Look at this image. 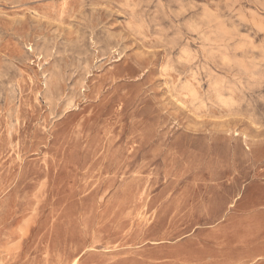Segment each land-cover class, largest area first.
<instances>
[{"label":"rangeland","instance_id":"374dc122","mask_svg":"<svg viewBox=\"0 0 264 264\" xmlns=\"http://www.w3.org/2000/svg\"><path fill=\"white\" fill-rule=\"evenodd\" d=\"M37 1L0 0V264H264V0Z\"/></svg>","mask_w":264,"mask_h":264},{"label":"bare ground","instance_id":"6f19581e","mask_svg":"<svg viewBox=\"0 0 264 264\" xmlns=\"http://www.w3.org/2000/svg\"><path fill=\"white\" fill-rule=\"evenodd\" d=\"M37 1V0H36ZM39 1V0H38ZM37 1V2H38ZM49 1H51V0H49ZM64 1V0H63ZM44 2V1H43ZM19 9V8H18ZM31 10V9H30ZM25 11V10H24ZM23 11V12H24ZM35 12V11H34ZM59 16V15H58ZM135 24V23H134ZM139 31V30H138ZM43 53V52H42ZM188 72H189V75L192 77V79L194 80V83L192 84V83H190V82H188V84H189V93L191 94V96H193V97H195V96H197L198 95V93H199V89H200V87H201V85H202V82L204 81V78H202V77H199V76H197L196 74L197 73H195L194 71H193V69H192V67L190 66L188 69ZM167 86V85H166ZM189 114V113H188ZM191 116V115H190ZM208 124V123H207ZM206 124V125H207ZM213 126V125H212ZM213 128V127H212ZM237 134H234V136H236ZM256 152H258L259 154H261V155H263L264 154V146L263 145H259L258 147H257V150H256ZM162 176V175H161ZM163 179V178H162ZM253 192H256V193H253ZM251 200L252 199V201L253 202H256V201H258V202H260L261 200H264V188L262 187V188H256V187H254V190L252 191V195L248 198V200ZM230 205V204H229ZM231 206H234V204L233 203H231ZM78 257V256H77ZM77 257H75L74 258V260L72 261V264H76L77 263V261H78V258ZM257 258H261V256H258Z\"/></svg>","mask_w":264,"mask_h":264}]
</instances>
